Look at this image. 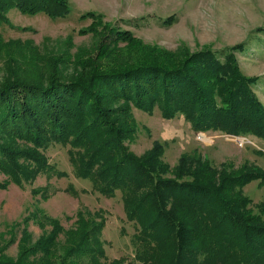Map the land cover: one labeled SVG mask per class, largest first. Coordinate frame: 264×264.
Wrapping results in <instances>:
<instances>
[{
    "label": "trees",
    "instance_id": "trees-1",
    "mask_svg": "<svg viewBox=\"0 0 264 264\" xmlns=\"http://www.w3.org/2000/svg\"><path fill=\"white\" fill-rule=\"evenodd\" d=\"M11 10L53 21L70 15L68 0H0V25ZM111 32L102 47L89 48L90 56L0 39V190L22 189L39 175L49 179L54 169L46 152L60 146L76 178L102 196L120 195L135 229V264H264V172L243 167L215 185L196 179L218 172L205 160L182 155L165 176L170 169L160 142L139 156L129 148L137 132L134 110L182 117L197 133L264 139V105L254 91L261 77L244 75L236 58L245 44L175 58L139 50L129 31ZM253 181L263 190L255 204L243 194ZM32 192L48 195L47 186ZM102 212L78 213L57 257L53 237L61 230L54 229L22 246L15 260L5 255L8 243L0 246V264H130L107 261ZM98 214L97 222L90 220Z\"/></svg>",
    "mask_w": 264,
    "mask_h": 264
},
{
    "label": "rangeland",
    "instance_id": "rangeland-1",
    "mask_svg": "<svg viewBox=\"0 0 264 264\" xmlns=\"http://www.w3.org/2000/svg\"><path fill=\"white\" fill-rule=\"evenodd\" d=\"M70 15L62 20H50L44 15L27 16L17 10L6 14L8 23L0 25V39L4 43L32 40L42 50L66 48L74 57L84 51L94 55L111 28L129 31L137 40L139 50L164 53L180 58L189 53L211 49L226 50L245 44L237 60L242 73L261 77L254 91L264 105V0H68ZM88 13L100 17L95 23ZM86 15V18H85ZM86 30V33H82ZM43 45V46H42ZM85 55V54H84ZM0 63V82L5 73ZM136 127L130 151L139 156L158 141L164 148L163 163L172 173L182 155L194 160H205L216 172L213 178L197 177L217 185L226 174L246 170L264 172V139L249 137L239 142L218 133L194 132L182 117L164 120L155 110L149 115L133 111ZM54 172L39 175L31 185L19 188L10 185L0 190V246L8 243L5 255L15 260L22 246H30L47 238L54 229L61 230L53 237L55 257L64 252L69 243V230L74 228L78 213L103 211L107 261L124 260L135 264L131 238L134 227L125 219L119 194L105 197L95 191L88 180L76 178L66 148L54 146L46 152ZM217 175V176H216ZM194 178V176L189 177ZM3 177L0 175V181ZM48 195L34 194L36 188L46 187ZM253 203L261 201L263 190L258 181L248 184L243 191ZM101 214V213H99ZM90 220L97 222L100 215ZM43 216V219L41 218ZM99 216V217H98ZM55 223H58V225ZM48 237V238H51ZM52 239V240H53Z\"/></svg>",
    "mask_w": 264,
    "mask_h": 264
},
{
    "label": "built area",
    "instance_id": "built-area-1",
    "mask_svg": "<svg viewBox=\"0 0 264 264\" xmlns=\"http://www.w3.org/2000/svg\"><path fill=\"white\" fill-rule=\"evenodd\" d=\"M225 136L230 137V138H236L234 136H229V135H225ZM236 140L239 142V145H241L242 143H244V141H245V143L248 142V140L246 138H243V139L236 138Z\"/></svg>",
    "mask_w": 264,
    "mask_h": 264
}]
</instances>
